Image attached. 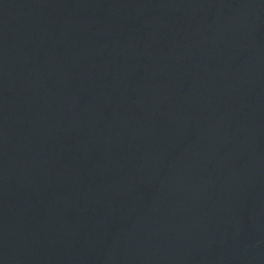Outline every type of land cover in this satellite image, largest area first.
<instances>
[{
    "label": "water",
    "instance_id": "95a60500",
    "mask_svg": "<svg viewBox=\"0 0 264 264\" xmlns=\"http://www.w3.org/2000/svg\"><path fill=\"white\" fill-rule=\"evenodd\" d=\"M0 264H264V0H0Z\"/></svg>",
    "mask_w": 264,
    "mask_h": 264
}]
</instances>
